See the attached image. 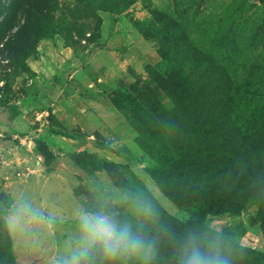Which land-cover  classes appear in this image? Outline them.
Segmentation results:
<instances>
[{
	"label": "rangeland",
	"instance_id": "1",
	"mask_svg": "<svg viewBox=\"0 0 264 264\" xmlns=\"http://www.w3.org/2000/svg\"><path fill=\"white\" fill-rule=\"evenodd\" d=\"M28 18H41V37L29 33L16 41ZM179 34L186 47L181 41L176 53ZM200 50L213 62H205ZM180 58L188 61L179 70L172 63ZM200 64L203 80L185 90L167 85L171 78L186 86ZM216 82L227 83L225 102L214 97ZM34 96L38 109L24 111L23 100ZM23 111L38 118L24 134L1 131L0 167L20 160L33 165L47 191L35 195L31 203L38 206L29 209L20 205L16 212L10 199L0 203V264L69 258L79 244L81 211L101 209L153 238L150 264H179L190 234L219 247L229 264H264V170L245 181L237 161L232 179L212 174L208 188L229 186L233 206L213 214L204 184L189 182L176 166L161 170L158 161L164 145L214 147L220 142L209 137L215 123L227 122L220 130L238 129L242 139L259 133V146L245 147L264 164V0H0V124L14 127ZM204 126L207 137H201ZM36 140L54 156L42 155ZM22 147L34 152V164ZM129 193L149 200L157 219L138 216L124 199ZM185 196L196 201L192 211ZM13 211L16 236L8 225ZM169 236L175 238L172 250ZM89 264L141 261H109L97 252Z\"/></svg>",
	"mask_w": 264,
	"mask_h": 264
},
{
	"label": "trees",
	"instance_id": "2",
	"mask_svg": "<svg viewBox=\"0 0 264 264\" xmlns=\"http://www.w3.org/2000/svg\"><path fill=\"white\" fill-rule=\"evenodd\" d=\"M120 0H117V3H119ZM49 18L52 20L53 16L49 15ZM41 22V18L37 21L33 20V18H28L24 24H22L19 28V32L17 36L15 37L16 41H19L24 38V36H30L29 33H38L37 35L41 37V34H39V24ZM180 35V34H179ZM183 41L181 44L182 47H186L183 40V35H180V37L177 40V45L175 52L177 53L179 49L177 48L178 44ZM36 43V41H35ZM13 45V44H12ZM36 45V44H35ZM11 48V42L9 44ZM35 49V48H34ZM203 58L206 60L205 62H213V57L209 54L203 52L202 50L198 51ZM168 61L171 58L169 54H166ZM181 59V58H180ZM179 59V60H180ZM179 60L175 68L181 69L183 65L188 61V59H181ZM215 64V63H213ZM196 65V64H195ZM181 66V67H180ZM217 67H224L220 65L219 63L215 64ZM205 67L204 64H200L199 66H195L197 74H193L192 77L189 79L192 82L186 83L185 86L182 83L171 81L174 79L166 78L167 85L174 83L175 89H181L185 90L187 89L188 85L193 84V82H198L203 80L201 78V74L204 73ZM177 74V73H176ZM135 88V87H134ZM209 93H212L211 89ZM226 91H227V83L226 82H216V92L214 97H218L220 102H225L226 98ZM218 93V94H217ZM220 98L222 100H220ZM224 100V101H223ZM159 126L163 129V126L161 122L159 123ZM227 127V122H216L214 125L213 133L209 137H218L220 142L216 141L214 147H206L202 145L201 142H198L196 145H189V147H185L183 149L176 148L174 146L164 145L163 149L161 151V156L158 159L159 163L161 164L160 169L163 170L167 168L168 166H176L177 172L188 180L189 182L193 183H202L206 186L205 193L209 194L208 199H210L211 204H208L207 201L205 202L207 209L212 212L213 214H222L227 211L232 210L233 206L230 203V195L228 194V191L230 189L229 186L225 185L222 186L221 189L216 192L207 186V182L210 181L211 176L213 174L217 176V178H224V181H227L229 178L232 179V176L234 173L232 172L234 170V167L239 161L241 163V166L244 167V171L239 172V179L243 178L245 181H247L248 176H253L256 169V174L258 171L264 170V164L263 163H257L259 162V157H257L255 160L252 158L251 150L246 149V145L250 146L252 148H257L259 146V133L247 135L242 139L241 134L238 133V129L230 130L228 132L224 131L222 132V128ZM208 130L204 126L203 129H201V137L204 134V137H207ZM36 144L38 147V151L44 155L45 157L54 156L51 150L48 148V145L46 142L42 140H36ZM160 147L162 148V142ZM220 147V151L219 150ZM166 151H169L170 153L165 157ZM164 155V158H163ZM264 162V161H262ZM221 167V169L216 168ZM254 169V170H253ZM214 172V173H213ZM251 174V175H250ZM215 188L219 189V186H215ZM188 191H185V194ZM170 197L174 198L177 203L182 202L183 200L178 198V195L176 194H170ZM190 196H185L186 200V209L193 208L194 205H196V201L192 202L189 201ZM174 236H169L166 240L167 243V249L172 250V244L174 243L175 238ZM181 238V233L179 232V235L177 239L179 240ZM150 240H153V238H150ZM157 243L155 242V248Z\"/></svg>",
	"mask_w": 264,
	"mask_h": 264
},
{
	"label": "clouds",
	"instance_id": "3",
	"mask_svg": "<svg viewBox=\"0 0 264 264\" xmlns=\"http://www.w3.org/2000/svg\"><path fill=\"white\" fill-rule=\"evenodd\" d=\"M124 199L131 203L138 216L155 221L157 213L152 203L133 193ZM35 216V214H34ZM79 244L69 258L57 264H89L94 253L109 261L135 258L141 264H150L155 256V241L134 230L131 223L120 222L114 214L103 209L81 211L79 217ZM16 223H19L17 218ZM179 264H229V259L214 244H202L196 235L190 234L179 253Z\"/></svg>",
	"mask_w": 264,
	"mask_h": 264
},
{
	"label": "crops",
	"instance_id": "4",
	"mask_svg": "<svg viewBox=\"0 0 264 264\" xmlns=\"http://www.w3.org/2000/svg\"><path fill=\"white\" fill-rule=\"evenodd\" d=\"M37 100H39L37 96L29 97L27 100L28 103H26V101L23 100V102H22L23 110L25 109L24 111L28 112L29 108H31V110L38 109L37 102H36ZM24 111L21 114H19L18 116L13 118L12 121H15V122H13L14 127H11L9 125L10 122H4L3 124H0V135L2 134L1 131L2 132L6 131L8 128L9 129L13 128L15 130H18L20 133L27 132L28 129L30 128V125L32 123H35L36 118H38V117H36L35 120H32L30 118L31 117L30 114L25 115L26 112H24ZM50 140L51 141H49V144L53 143L54 146H56L55 140H53L52 138H50ZM21 143H19L18 146L23 144V143L22 144ZM12 149H15V148H12ZM21 150H22L21 152L23 155L28 156L27 158H24V159H32L33 164H34L35 163L34 160L36 157V155L33 154L34 152H32V150L30 148H27V147L26 148L22 147ZM2 155L4 157H8L7 155L10 156V154H8V152H7V154H2ZM33 156H34V158H33ZM20 161H21V163H19V165H17V166L12 165L11 167L10 166L0 167V203H2L5 199H6V201H8L7 199H10V201L12 202L11 203L12 207H10V206L9 207L13 208V210H15L16 212L18 211V208H20V205H21V208L26 207L27 209L31 208L32 206H35V207L38 206V205H36L37 203H35L36 200H35V202H34V200H32L35 203V205H34V203H31V199L34 198L35 195H37V198L41 197L47 191V189H45V187H46L45 182L43 183V181L39 178V174H37L35 172V169H33V165H32V167H30V166H28V164L26 162H24L22 160H20ZM41 165L42 164L38 162L35 165V168L39 167ZM20 171L22 173H24V175L22 177H19L16 175V173L20 172ZM49 174H51V173H49ZM52 178H54V177L52 176ZM29 183H30V185H28ZM21 197H22V201L20 200ZM23 202L27 203L28 205L23 204ZM9 209H8V211H9ZM15 211L10 213L9 215L11 218H8V225H9L10 233L12 236L15 235V233L13 232V227L17 226L16 225L17 215H16Z\"/></svg>",
	"mask_w": 264,
	"mask_h": 264
},
{
	"label": "water",
	"instance_id": "5",
	"mask_svg": "<svg viewBox=\"0 0 264 264\" xmlns=\"http://www.w3.org/2000/svg\"><path fill=\"white\" fill-rule=\"evenodd\" d=\"M2 118H4V117H2Z\"/></svg>",
	"mask_w": 264,
	"mask_h": 264
}]
</instances>
